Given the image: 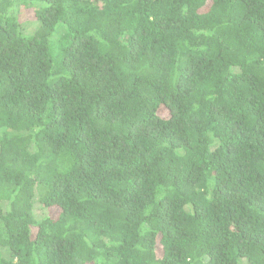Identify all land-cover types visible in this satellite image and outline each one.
<instances>
[{"label":"trees","instance_id":"trees-1","mask_svg":"<svg viewBox=\"0 0 264 264\" xmlns=\"http://www.w3.org/2000/svg\"><path fill=\"white\" fill-rule=\"evenodd\" d=\"M0 264H264V0H0Z\"/></svg>","mask_w":264,"mask_h":264},{"label":"rangeland","instance_id":"rangeland-1","mask_svg":"<svg viewBox=\"0 0 264 264\" xmlns=\"http://www.w3.org/2000/svg\"><path fill=\"white\" fill-rule=\"evenodd\" d=\"M22 12H21V20H22V22H24L25 24H24V27H25V29H26V31L28 32V34H30V33H33L34 31H35V22H30L28 19H27V14L29 13H27V12H24V10L22 9L21 10ZM30 14V13H29ZM32 35V34H31ZM37 203V202H36ZM36 214H38V215H41L42 214V210H40V207L38 206V203L36 204ZM5 256V255H4Z\"/></svg>","mask_w":264,"mask_h":264}]
</instances>
